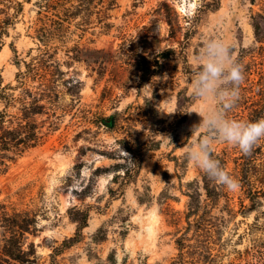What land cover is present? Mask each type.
<instances>
[{"label": "rangeland", "instance_id": "374dc122", "mask_svg": "<svg viewBox=\"0 0 264 264\" xmlns=\"http://www.w3.org/2000/svg\"><path fill=\"white\" fill-rule=\"evenodd\" d=\"M16 1L23 5L19 13ZM39 1L6 0V16H15L0 49L4 84H16L25 61L39 53L35 31ZM95 1L103 18L108 0ZM259 13L264 15V0H118L105 21L112 23L110 28L95 19V26L82 38L73 36L70 46L79 43L93 56L99 55L95 50L104 49L101 55L111 61L103 71L79 61L70 69L64 66L67 78L83 82L81 88L71 93L62 85L56 108L59 119H49L57 121L56 127L45 129L43 144L8 162L6 171L0 169V203L6 205V212H28L38 222L37 234H28L24 248L33 242L43 264L50 263L58 248L62 264H110L113 253L118 264H264V197L261 206L242 210L241 199L248 206L251 202L241 186L229 190L234 211L224 213L222 230L212 234L194 230L179 234L166 215L168 204L178 211L187 208L188 184L201 179V170L186 160L185 152L203 132L197 129L192 134L202 119L196 113L202 102L193 98L190 83L203 41L210 36L223 38L233 45L238 59L244 49L261 44L253 26ZM146 34L153 52L173 51L164 62V74L139 86L140 73L129 60L120 59L119 50L124 41ZM59 57H64L63 52ZM156 89L161 90L157 110L164 124L162 132L154 133L161 145L144 157L139 174L115 182L118 172L111 167L124 163L120 157L128 154L116 141L127 131L111 130L104 117L119 112L134 134H154L144 106ZM180 92L182 101L187 96L190 102L186 121L175 126ZM260 144L263 155L258 162L264 164V139ZM226 146L232 145L218 143L214 150ZM115 148L120 150L110 155ZM253 180L264 191V173ZM223 204L225 200L220 207ZM74 207L90 211L88 226L75 242L64 246L65 240L76 237L77 226L70 218ZM1 232L0 222V244ZM178 236H186L191 244L184 249V259L176 244Z\"/></svg>", "mask_w": 264, "mask_h": 264}, {"label": "trees", "instance_id": "16d2710c", "mask_svg": "<svg viewBox=\"0 0 264 264\" xmlns=\"http://www.w3.org/2000/svg\"><path fill=\"white\" fill-rule=\"evenodd\" d=\"M255 1V0H253ZM16 12H21L23 5L16 1ZM95 0H40L36 26V38L39 40V53L32 56L31 61H25V70H19L16 74V84H4L0 74V169L6 171L8 162H14L28 151L43 144L47 132L56 127L57 121H49L52 117L59 119L56 108L61 100V86L64 85L71 93L74 88H81L83 82L74 78H67L68 69L73 67L76 61L86 62L89 66H99L101 71L107 68L111 59H106L101 54L104 49H97V56L91 55L79 43L72 42L73 36L82 38L90 28L94 27L95 19L98 23L110 28L112 23L105 22L112 17L113 11L118 5V0H108L103 18L98 16ZM2 5V6H1ZM0 49L4 37L8 33L9 26L13 23L15 15L6 16V0H0ZM261 20H260V19ZM254 30L257 41L261 43L255 47L243 50L238 58L245 68V81L241 85L240 99L230 116L236 120L254 122L264 118V15L254 16ZM169 48L163 52L152 51V41L149 35H141L124 41L119 50L122 60H129L140 73V84L144 86L160 77L165 71V60L172 55ZM64 57L60 58L59 53ZM152 58V59H150ZM94 66V67H95ZM161 90L156 89L151 97L145 98L144 113L148 118L154 132H162L157 104L160 100ZM179 93L177 113L174 124L179 126L187 119V104L190 98L185 96L182 101ZM187 99V100H186ZM123 117L119 112L109 117H104L107 127L111 130H126L127 136L116 141L119 147L126 149L127 156L124 163H117L111 168L115 169L113 180L118 182L121 178H133L139 174L144 157L151 151L159 149L161 140L158 134H134L131 129L122 122ZM120 148H115L110 155L116 154ZM214 158L218 159L225 170L238 180L245 197L250 200V205L241 199L242 210L261 206V198L264 191L255 186L253 177H260L264 173V164L258 160L263 155L260 142L253 148L251 154H243L237 147L226 146L222 151L214 150ZM233 164V167L230 165ZM262 166L260 169L259 166ZM98 168L96 171H99ZM188 185L189 196L187 208L184 211L174 210L169 204L166 207L168 224L177 228L180 234L194 230L198 234H212L220 232L226 218L224 213L231 214L229 190L213 182L201 171V179H195ZM116 190L111 189L114 193ZM225 204L220 207L221 201ZM217 211L220 213H217ZM70 218L77 226L76 237L65 240L64 246H68L77 240V236L83 233L88 226L90 211L74 207L70 210ZM184 221L186 224H182ZM0 222L2 228V243L0 244V264H43L37 254L35 244L32 242L28 248H24L28 234H37V221L30 218L28 212H6V205L0 203ZM186 236H178L176 244L181 250V258L184 259V249L191 247ZM60 249H56L51 255L49 264H62L57 255ZM110 264H118L115 254L109 257ZM143 264H149L144 262Z\"/></svg>", "mask_w": 264, "mask_h": 264}, {"label": "clouds", "instance_id": "9594fccd", "mask_svg": "<svg viewBox=\"0 0 264 264\" xmlns=\"http://www.w3.org/2000/svg\"><path fill=\"white\" fill-rule=\"evenodd\" d=\"M196 59L198 68L190 83L193 98L202 102L201 111L196 112L202 119L193 126L192 134L197 129L203 132L194 145L188 146L185 158L209 180L230 191L236 190L239 182L214 158V146L225 143L237 147L245 155L251 154L264 139V118L248 122L230 116L245 81V68L234 56L233 45L223 38L210 36L203 41Z\"/></svg>", "mask_w": 264, "mask_h": 264}]
</instances>
